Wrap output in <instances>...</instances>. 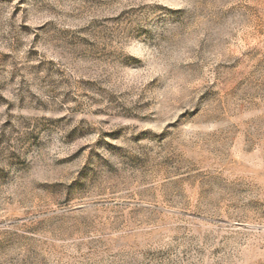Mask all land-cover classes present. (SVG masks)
<instances>
[{"label": "rangeland", "instance_id": "rangeland-1", "mask_svg": "<svg viewBox=\"0 0 264 264\" xmlns=\"http://www.w3.org/2000/svg\"><path fill=\"white\" fill-rule=\"evenodd\" d=\"M0 264H264V0H0Z\"/></svg>", "mask_w": 264, "mask_h": 264}]
</instances>
